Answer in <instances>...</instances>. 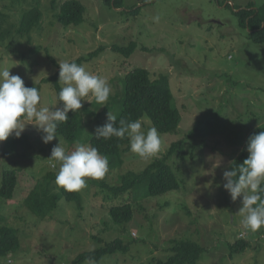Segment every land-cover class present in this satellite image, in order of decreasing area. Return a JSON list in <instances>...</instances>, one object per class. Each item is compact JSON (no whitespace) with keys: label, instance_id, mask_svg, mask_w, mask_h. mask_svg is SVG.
Listing matches in <instances>:
<instances>
[{"label":"rangeland","instance_id":"1","mask_svg":"<svg viewBox=\"0 0 264 264\" xmlns=\"http://www.w3.org/2000/svg\"><path fill=\"white\" fill-rule=\"evenodd\" d=\"M66 1L0 0V40L8 30L15 33L0 42V68L19 75L25 84L41 85V104L54 109L60 106L58 95L52 84L42 81L59 72V61L76 62L104 47L100 57L83 66L105 78L112 92L103 105L91 96L85 98L91 102L82 101L77 113L85 114L84 132L74 142L57 135L44 144L42 133L32 124L19 139L9 137L20 140L17 145L0 142V190L5 171L20 177L15 198L0 197V228L11 226L20 248L8 258L0 257V264H70L117 238L131 244V252L109 255L96 264H152L154 258H167L164 251L170 241L183 238L207 249L198 264H264V228L255 233L246 230L238 215L243 196L233 201L223 187L224 170L241 154L250 132L264 126V44L249 38L238 16L251 4L264 6V0H123V8L106 0H79L87 8L86 21L70 27L56 17ZM35 6L43 19L29 33V41L17 30L24 12ZM133 7L141 9L137 16L131 13ZM133 42L138 49L130 59L113 49ZM137 67L148 69L153 79L169 76L175 106L183 117L180 131L158 132L161 148L151 158L130 151L120 166L108 158L106 176L87 181L79 191L80 203L62 200L53 219L40 220L23 200L47 173L58 172L59 163L47 160L52 148L59 140L68 153L77 142L91 146L96 128L108 122V113L121 115L125 78ZM96 112L104 113L95 120L91 116ZM141 123L145 132L154 127L148 118ZM178 140L186 141V160L175 157L169 163L182 182L180 190L148 197L145 182L123 197L110 191L127 173H140L162 158ZM125 203L135 207L136 218L119 226L110 210ZM240 233L254 247L232 256L231 246Z\"/></svg>","mask_w":264,"mask_h":264},{"label":"trees","instance_id":"2","mask_svg":"<svg viewBox=\"0 0 264 264\" xmlns=\"http://www.w3.org/2000/svg\"><path fill=\"white\" fill-rule=\"evenodd\" d=\"M106 3L114 8H123V0H106ZM141 9L133 7L131 13L137 16ZM87 8L79 0H69L59 7L56 17L61 25L65 27L80 26L86 21ZM241 21V26L249 32V38L256 44H264V6L257 8L255 4L248 6L238 13ZM43 14L38 7H34L29 11H25L21 18L20 29L17 33L22 34L31 41L30 32L35 28H39L42 24ZM5 34L0 42H4L15 33L10 30ZM116 52L123 53L128 59L138 49V44L133 42L129 46L113 48ZM105 48L101 47L95 53H91L86 58L78 59L75 63L83 65L84 63L93 61L100 57ZM149 51L144 48L143 51ZM57 66V63H54ZM59 72H60V68ZM59 72L47 79H44L41 84H52L57 95L60 89L64 86L59 83ZM26 87L33 86L25 84ZM125 101L121 115L116 118L117 125L121 118H126L130 121L139 119L140 121L148 118L153 126L162 134L175 135L180 131L182 122L181 111L175 106V95L170 86L169 76L162 74L159 78L153 79L152 74L145 68H134L125 78ZM108 109V108H107ZM106 109V110H107ZM104 112L94 113L91 117L95 120L99 119ZM88 114V113H87ZM67 122H58L57 135L65 140L74 142L83 134L81 117L77 112H69ZM85 119L83 114L82 119ZM264 131V126L252 130L249 138ZM248 138V140H249ZM235 163H243L248 157L246 151L247 142ZM20 140L8 139L7 143L17 145ZM91 146L96 147L98 151L107 156L113 165H123L125 156L130 150V141L127 136L124 138L113 137L111 139H98L96 135L91 139ZM186 141L178 140L172 143L168 152L162 157L156 159L148 165L140 173L129 172L122 177L119 185L112 186L110 191L116 197H123L128 193H132L137 187L147 182L148 197H157L165 195L169 192L178 191L182 187V182L177 173L174 171V166L169 163L171 159L179 157L183 161L186 160ZM173 161V160H172ZM173 166V167H172ZM56 172L52 170L40 179L33 190L26 194L23 200V205L34 216L42 221L53 219L52 214L58 208L60 201L65 200L68 203L81 201V196L78 192H67L60 188L55 183ZM20 177L15 171H5L3 175V185L0 190V197L5 200H13L16 190L20 186ZM264 199V192L259 193ZM110 215L113 221L119 226H126L133 222L136 218L135 207L130 203H125L119 206H114L110 210ZM239 237L238 241L231 246V255L244 254L247 250L254 247V242L247 240L246 235ZM165 247L164 253L167 258H154L152 264H198L207 249L191 239H174ZM20 248V239L15 235L14 229L9 225H4L0 228V257L8 258ZM132 250L131 244H126L122 239L117 238L113 241L105 243L102 247L80 254L70 264H83L86 259L93 258L96 262L102 261L109 255L121 253L127 255ZM258 263V262H257ZM256 263V264H257Z\"/></svg>","mask_w":264,"mask_h":264},{"label":"clouds","instance_id":"3","mask_svg":"<svg viewBox=\"0 0 264 264\" xmlns=\"http://www.w3.org/2000/svg\"><path fill=\"white\" fill-rule=\"evenodd\" d=\"M158 20V17L156 18ZM59 83L64 86L58 93L59 105L50 109L41 104V94L37 87H26L19 75H12L7 68H0V142L7 141L13 134L19 139L26 125L32 124L42 133L44 144L57 139L58 122H67L68 113L81 110L82 101L94 97L97 104H106L112 89L105 78L97 76L83 65L75 62L59 61ZM108 122L95 130L96 138H124L130 141L131 152L141 158L156 155L162 144L161 136L155 127L142 131L139 119L130 121L116 117L109 112ZM248 157L243 163L232 162L224 170V189L236 201L243 196L239 211L242 226L255 233L264 228V131L252 135L246 146ZM218 160L220 159L217 154ZM49 161L59 163L55 183L67 192H78L87 186V181L101 180L109 171L107 156L102 155L96 147L77 142L70 153L66 152L60 140L51 151ZM56 167V164H53ZM85 264H96L88 258Z\"/></svg>","mask_w":264,"mask_h":264}]
</instances>
